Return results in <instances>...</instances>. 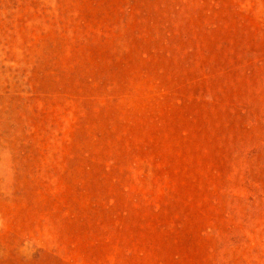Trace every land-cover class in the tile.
I'll list each match as a JSON object with an SVG mask.
<instances>
[{
  "label": "rangeland",
  "instance_id": "1",
  "mask_svg": "<svg viewBox=\"0 0 264 264\" xmlns=\"http://www.w3.org/2000/svg\"><path fill=\"white\" fill-rule=\"evenodd\" d=\"M0 264H264V0H0Z\"/></svg>",
  "mask_w": 264,
  "mask_h": 264
}]
</instances>
